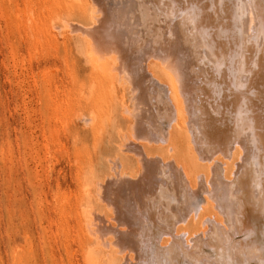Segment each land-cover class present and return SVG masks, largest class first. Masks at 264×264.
Returning a JSON list of instances; mask_svg holds the SVG:
<instances>
[{
	"label": "bare ground",
	"instance_id": "obj_1",
	"mask_svg": "<svg viewBox=\"0 0 264 264\" xmlns=\"http://www.w3.org/2000/svg\"><path fill=\"white\" fill-rule=\"evenodd\" d=\"M248 3L90 0L86 17L90 27L71 25L90 38L95 51L109 55L112 73L125 74L126 84L130 81L133 86L132 111L120 104L132 123L122 136L118 129L121 144L117 143L141 171L133 183L131 179L125 183L121 158L115 160L114 180L109 174L113 181L105 188L113 197H107L105 207L116 216H97L92 209L90 216L84 208L82 216L92 234L85 230L95 246L84 249L83 264H110L100 261L102 247L106 260L118 256L121 264L264 262V41L258 35L259 0L255 11ZM192 8L197 10L194 16ZM253 30L257 39L249 43ZM80 33L76 48L91 64L97 53L92 45L89 53L84 52L88 39ZM124 78L117 77L118 81ZM182 125L191 152L190 157L184 151L185 160L180 158L184 153L179 157L182 150L177 154L171 144L172 131H180ZM178 131L173 136H180ZM82 192L88 197L90 189ZM108 234L117 236L115 242L108 236L115 244L105 240ZM107 242L115 245V251Z\"/></svg>",
	"mask_w": 264,
	"mask_h": 264
},
{
	"label": "rangeland",
	"instance_id": "obj_2",
	"mask_svg": "<svg viewBox=\"0 0 264 264\" xmlns=\"http://www.w3.org/2000/svg\"><path fill=\"white\" fill-rule=\"evenodd\" d=\"M82 1L0 0V264H83V251L95 246L82 216L84 210L90 214L92 209L91 214L97 216H116L105 207L107 197H113L105 188L114 180L115 160L121 158L125 181L133 183L141 172L131 155L118 150L121 136L132 123L123 108L132 111L133 86L128 85L130 81L126 84L125 74L111 72L109 55L95 51L90 38L80 30V36L88 39L84 52L89 53L92 45L97 54L90 64L78 52L75 42L79 34L71 25L90 27V0ZM103 58L106 62L100 60ZM117 77L125 78L119 82ZM121 101L126 108H121ZM178 128L172 136L177 131L181 135L176 133L173 140L171 136V144L174 142L177 154L182 150L179 157L184 151L190 156L185 127ZM98 183L106 187H97ZM86 188L92 196L81 194ZM101 188L107 196L100 193ZM104 195L106 198H101ZM112 224L117 228V223ZM109 235L105 240L114 243L115 235L114 242ZM109 245L115 251V245ZM100 250L101 262L123 261L118 256L106 260L105 250Z\"/></svg>",
	"mask_w": 264,
	"mask_h": 264
},
{
	"label": "snow or ice",
	"instance_id": "obj_3",
	"mask_svg": "<svg viewBox=\"0 0 264 264\" xmlns=\"http://www.w3.org/2000/svg\"><path fill=\"white\" fill-rule=\"evenodd\" d=\"M259 10H260V20H259V23H260V30H259V39L264 41V0H259ZM174 7V6H173ZM239 7H244L243 5H240ZM248 8H251L252 10H256L257 8V3H256V0H249V3L247 5ZM191 13L193 14V16L195 15L196 13V9L195 8H192L191 10ZM247 13L245 12L244 15H246ZM181 15H185V13H181ZM243 37H244V33L243 31H241V40L243 41ZM254 39H257V34L255 32V30H253L251 33H249V36H248V42L251 43L252 40ZM241 47H243V43L241 44ZM253 67H255V65H253ZM244 75H248V73H244ZM239 87H243V85H240ZM246 107V105H245ZM248 115H251V113H247ZM262 119V123H264V115H262L261 117ZM262 264H264V262H262Z\"/></svg>",
	"mask_w": 264,
	"mask_h": 264
}]
</instances>
